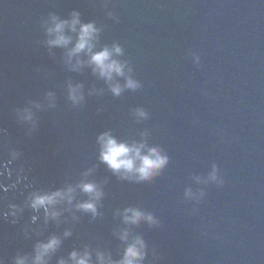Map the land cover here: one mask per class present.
<instances>
[{"label":"water","instance_id":"1","mask_svg":"<svg viewBox=\"0 0 264 264\" xmlns=\"http://www.w3.org/2000/svg\"><path fill=\"white\" fill-rule=\"evenodd\" d=\"M72 11L100 29L94 51L122 48L120 95L86 54L68 63L44 43L49 14ZM128 77L139 87H124ZM104 132L161 149L167 165L147 182L121 179L99 160ZM87 181L103 192L95 217L74 207ZM69 186L57 220L27 206L31 192ZM127 208L157 223L126 224ZM124 232L144 240L143 264H264V0H0V260L31 264L55 235L47 264L85 248L92 264L97 252L118 262Z\"/></svg>","mask_w":264,"mask_h":264},{"label":"clouds","instance_id":"2","mask_svg":"<svg viewBox=\"0 0 264 264\" xmlns=\"http://www.w3.org/2000/svg\"><path fill=\"white\" fill-rule=\"evenodd\" d=\"M109 16L114 17V14L109 12ZM44 30L46 39L44 43L49 51L52 48L66 49L65 57L68 63H71L73 57H79L81 53L87 55L86 63L92 67V71L98 74L100 78L109 82L110 90L113 95H120L122 87L118 83H112L114 75L124 76L125 63L115 59L116 56L122 55L123 50L119 44H113L111 48L105 46L99 50H95L98 33L100 29L94 21L82 22L80 13L72 11L68 18L62 19L56 14H49V19L44 22ZM72 34H75L74 36ZM71 45V47H69ZM81 64L78 59L74 70ZM124 87L135 90L139 87V82L131 77L126 79ZM51 96V93H49ZM68 99L74 104H80L84 100L80 85L68 86ZM138 115L146 117L143 110H138ZM23 120L32 121L33 115L29 110H25L21 117ZM99 145V160L105 164L114 174L120 176L121 179L135 180L136 182H147L159 174V172L167 165L168 157L162 153V150L156 147H148L146 143H128L118 140L111 135L110 132H104L97 137ZM15 156V153H12ZM87 175V174H86ZM210 179L216 180V169L210 175ZM81 192L88 195L89 199L78 201L74 207L76 210L91 213L93 217L98 214L97 205L103 197L102 190L93 182H81L77 186ZM75 198V189L71 186L57 189L55 191H34L27 197V206L32 210L39 212L43 209L45 223L49 219L57 220L61 215L62 209L57 208V205H62L65 202L72 206ZM13 209L12 215L21 211L18 205L10 204ZM71 211V208L66 209ZM8 214L5 213V216ZM75 218V217H73ZM33 221L37 219L32 217ZM123 220L126 224H139L142 220L150 224H155L157 221L151 214L127 208L123 212ZM70 231H65L64 236H70ZM127 247L124 250L123 258L114 262L110 256L104 253H96L97 264H143L147 256L146 244L140 237H136L129 242V234L124 232L120 237ZM61 240L53 235L46 242H38L35 245L34 256L31 264H47L46 257L54 252L59 247ZM92 264V254L85 248L83 252L73 250L68 257V261L61 259L59 264ZM0 264L3 261L0 260ZM14 264H27V257L17 255Z\"/></svg>","mask_w":264,"mask_h":264}]
</instances>
